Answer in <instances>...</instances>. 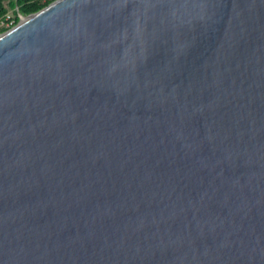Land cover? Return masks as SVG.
<instances>
[{
  "label": "water",
  "instance_id": "1",
  "mask_svg": "<svg viewBox=\"0 0 264 264\" xmlns=\"http://www.w3.org/2000/svg\"><path fill=\"white\" fill-rule=\"evenodd\" d=\"M0 264H264V0H55L1 33Z\"/></svg>",
  "mask_w": 264,
  "mask_h": 264
},
{
  "label": "trees",
  "instance_id": "2",
  "mask_svg": "<svg viewBox=\"0 0 264 264\" xmlns=\"http://www.w3.org/2000/svg\"><path fill=\"white\" fill-rule=\"evenodd\" d=\"M55 0H0V16H4L12 10L14 17L10 27L19 23L22 16H28L48 6ZM10 27L0 28V34Z\"/></svg>",
  "mask_w": 264,
  "mask_h": 264
},
{
  "label": "built area",
  "instance_id": "3",
  "mask_svg": "<svg viewBox=\"0 0 264 264\" xmlns=\"http://www.w3.org/2000/svg\"><path fill=\"white\" fill-rule=\"evenodd\" d=\"M8 14L4 15V16H0V28H3V27H10L11 23L13 22L12 20L9 21L10 19H7V16ZM9 18V16H8ZM14 27V26H13ZM12 27H10L9 29H11ZM8 29V30H9Z\"/></svg>",
  "mask_w": 264,
  "mask_h": 264
},
{
  "label": "rangeland",
  "instance_id": "4",
  "mask_svg": "<svg viewBox=\"0 0 264 264\" xmlns=\"http://www.w3.org/2000/svg\"><path fill=\"white\" fill-rule=\"evenodd\" d=\"M8 16H9V18H8ZM6 17H7V19H12L14 17L12 10L9 11V13Z\"/></svg>",
  "mask_w": 264,
  "mask_h": 264
}]
</instances>
